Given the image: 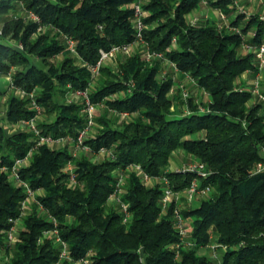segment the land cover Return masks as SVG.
Here are the masks:
<instances>
[{
    "label": "trees",
    "instance_id": "16d2710c",
    "mask_svg": "<svg viewBox=\"0 0 264 264\" xmlns=\"http://www.w3.org/2000/svg\"><path fill=\"white\" fill-rule=\"evenodd\" d=\"M134 1L0 0V76L16 68L14 84L35 93L52 118L38 123L43 133L78 134L85 123L83 102H67L64 95L76 89L87 90L94 103L135 113L122 122L109 113L96 118L98 129L85 144L96 152L101 146L113 151L96 161L75 156L67 147L36 145L31 131L8 135L6 119L16 123L36 112L29 107L30 97L9 96L0 120V247L9 256L6 264H57L59 245L44 235L53 228L69 248L70 258L59 264H76L88 254L93 264H264V172H256L264 160V111L239 81L246 71L258 69L255 52L243 54L241 47L264 43V18L253 14L245 19L237 0H211L226 14L238 12L229 23L234 28L227 30L213 20L191 23L187 16L202 0H144L142 39L163 57L148 62L135 52L123 59L119 71L104 65L93 76L90 65L102 49L136 41ZM29 12L41 21L28 19ZM38 26L46 30L38 33ZM66 35L76 40L77 54L66 52ZM60 53L59 62L51 60ZM164 59L187 73L208 100L193 94L185 98L181 89L172 92V75L158 78ZM4 92L0 88V95ZM174 103L185 105L187 113H171ZM180 149L203 162L209 175L169 168ZM29 154L20 176L42 192L23 215L25 188L2 167ZM131 164L153 177H166L175 192H183L195 178L200 188L210 187L207 195H197V206L182 208L191 223V244L176 248L180 235L173 213L179 203L173 199L162 207V182L146 184L128 169L120 194L127 219L119 202L110 201L119 169ZM72 173L76 182L70 180ZM16 219L23 226L18 240L7 245L5 231ZM213 235L225 246L218 259L200 252Z\"/></svg>",
    "mask_w": 264,
    "mask_h": 264
},
{
    "label": "built area",
    "instance_id": "2783aa9c",
    "mask_svg": "<svg viewBox=\"0 0 264 264\" xmlns=\"http://www.w3.org/2000/svg\"><path fill=\"white\" fill-rule=\"evenodd\" d=\"M143 2L144 0H135L131 4V7L133 8L132 21L136 29V41L131 44H115V45H112L107 50L102 49L100 58L97 60L95 64L90 65L93 76L98 75L101 67L104 66L105 64V61L108 59H111L118 52L120 51L129 52L133 44L138 43V42L146 43L142 39V30L145 27L143 17L147 15V12L143 8ZM28 17H30L32 20L38 23L41 21L40 17L34 12H29ZM198 20H199L198 17H193L190 19L191 23H197ZM235 30L238 32L240 31L239 28H235ZM1 33H2V30L0 29V37H1ZM65 41H66V48L69 49L72 53L77 54L76 40L73 39L71 36L66 35ZM19 46L20 48H22V44H19ZM243 47L248 48V49L253 48L255 55H256L258 68L260 69L264 68V43L253 46L245 42ZM143 56L146 60H150L151 58L160 57L161 53L150 51L148 48L147 51L143 54ZM170 65L174 69H177L176 65L173 62H171ZM11 85H13V83ZM68 86L71 87V85H68ZM248 89L252 92L253 101L261 103L263 105V111H264V74H258L253 80V82L251 83V88H248ZM171 91L174 92L175 88L172 87ZM20 92L21 94L28 95L30 97V105L32 106L31 109L36 111L35 114L31 118L26 120L29 126V130L32 133H34V137H35L34 141L36 145L47 144L49 146H52L55 142H58V141H62V142L69 141V143L72 144L71 147L83 146L84 148L88 150L90 149V146L85 144V140L88 138L90 130L92 129V126L95 124L96 104L91 100L87 90H84V89L73 90L72 95H70L69 97L70 99L68 100L69 102H74L75 96H79L82 98L83 113L85 115L84 125L80 128L76 136L67 135V136H60V137H54L51 134L43 133L41 127L38 125L36 119L42 107L35 100V96H34L35 93L33 91L28 92L23 89L20 90ZM183 92H184L183 94L184 97L187 98L189 96V93L186 91H183ZM203 109L204 108L202 107V110ZM115 111L117 112V110ZM118 112L122 114L123 116H129L131 114L127 111H118ZM97 153L105 156V155H112L113 151L106 146H101L98 149ZM28 157L29 155L25 158H17L11 166L2 167L4 171L9 173L11 178H13L19 185L25 188L27 196L25 197V199L22 201V204H21V209L23 213H25L26 211L25 208L28 205L30 198H32L35 194V190L31 188L28 182L24 181L21 178L20 173H19V168L27 164ZM128 168H131L130 170L135 171L139 175L141 180L146 184H152L155 181L163 183V193L161 197L162 207L166 209L173 199H175L179 203V206H177L174 209V213H173L175 227L180 235V241L176 243V248L177 250H179L183 244L184 245L191 244L192 243L190 241L191 223L189 219L185 217L182 213L183 206H181V204L183 203V201L182 202L180 201V196L182 194L187 198L188 201H192L199 194L204 195V196L207 195L210 191V187L205 186L203 188H200L199 180L195 178L183 192H175L169 185L168 179L166 177H161V176L153 177L149 175L146 171H144L143 168L139 164H131L128 166ZM69 169L72 171L73 168L69 165ZM175 169L189 171V172L196 171L202 177H207L209 175V171L206 169L205 164L198 160L192 161L191 163L183 167H177ZM125 170L126 169H119L118 171L119 178H118V181L116 182V188H115L114 193L111 195V198L119 202L122 212L125 214V219H127L128 217L127 204L120 200V194L122 193V185L124 184L125 178H126ZM256 172H264V160L258 162L257 167H256ZM70 180L72 182H76V179L73 173L71 175ZM18 221L19 219L13 220V224L5 231V242L7 245H11L18 240V235L20 231V229H18L17 227ZM44 235L53 236L55 238L56 243L59 245V261L57 264H59L60 261L64 258H70L68 245L60 237L57 228L44 231ZM211 246L213 248V256H212L213 259H218L219 252L217 250H219L220 248H225V246L218 242L212 243ZM88 255L78 259L76 261V264H93L92 259L89 258Z\"/></svg>",
    "mask_w": 264,
    "mask_h": 264
},
{
    "label": "rangeland",
    "instance_id": "374dc122",
    "mask_svg": "<svg viewBox=\"0 0 264 264\" xmlns=\"http://www.w3.org/2000/svg\"><path fill=\"white\" fill-rule=\"evenodd\" d=\"M237 2L239 3L240 8L242 9L241 11H244V12L247 11L249 14L256 12V13H259L262 16H264V3L255 2L254 0H237ZM219 10H220V8H219ZM22 11L23 10H18L16 14L20 15V14H22ZM194 17L199 18V16H194ZM28 19H31V18L28 17ZM2 22L3 21H2V17H1V13H0V29H2ZM45 30H46V28L44 26L43 27L38 26L37 32L43 33ZM13 43L18 48H20L19 44H22V42L18 41V40H14ZM22 48H23V45H22ZM22 48H20V49H22ZM148 48H149V45L147 43H142V42L135 43V44H133V46L129 50V52H124V51L118 52L111 59L106 60L104 65H110L111 67L114 68L115 71H119L120 63H122L124 58H126L129 55L134 54L135 52H139L141 55H143L147 51ZM66 50H67L66 52H68L70 55H74V54H72V52L69 49L66 48ZM150 51H152V50H150ZM161 57H163L162 53H161V56L158 58H161ZM62 58H63V54L60 53V54L56 55L54 58H52L51 60L54 62H59ZM153 59L154 58H151L150 60H147V61L153 62ZM76 61L78 63H81L80 58H76ZM160 62H161L160 63L161 64V71H160V74L158 75V78L159 79L163 78L162 76L165 74L166 75H172L173 74L172 69H174V68L170 65L171 61L164 59ZM15 69L16 68H12L7 75L0 76V88L5 90L4 94L0 95V120L4 119L5 111L8 107V99H9V96L11 94L18 96V97L26 98V99L29 98L28 95L21 94L20 90H22L23 88L18 87L13 82V72L15 71ZM189 78H191V77H189ZM12 83H13V85H11ZM96 83L97 82H94L93 84L96 85ZM176 83L178 84V87H177V85H175L174 88L176 90L181 89L180 91L182 94H184L183 91H186L189 94L196 95L200 101L206 102L208 100V98H206V95L204 93H202L201 91L199 93H196V91H197L196 89L198 88L196 82H193V84L192 83L190 84L187 80L186 81L176 80L175 84ZM67 87H69V86L67 85ZM69 88H71V87H69ZM72 92L73 91H70V92H68V93L66 92V94H64L67 102H69L68 100L70 99L69 97H70V95H72ZM61 97H62V95H60V98ZM183 97H184V95H183ZM76 101H82V98L79 96H75L74 102H76ZM95 104H96L95 124L92 126V129L90 130V133H89L90 136H92L95 133V131H97L98 124L96 122V118L99 117L101 115L100 113H103V111H104V108H100V110L98 109V107H103V106H101V104L102 105L104 104L103 102H99V103H95ZM29 107H32L30 105V102H29ZM186 108L187 107L185 105H178V104L174 103L170 108V112L176 113L177 111L179 112V110L183 112V111H185ZM107 109H109L110 111L115 110V109H111L109 107H107ZM113 113H118V111L117 112H110V115H112ZM51 119H52L51 116H49V114H47L43 109H41L36 121H37V123H39V122H43V121H47V120L50 121ZM26 120L27 119H21L20 121H18L16 123H12L6 119L4 122L6 124L5 125L6 126L5 127L6 133L8 135H10V134L15 133V132L20 131V130L30 131L28 123L26 122ZM119 120H121L120 117H119ZM65 136H67V135H65ZM71 146H72V144L69 143V141H64V142L58 141V142H55L51 147H55V148L67 147L69 150H71L73 155L81 156V155L85 154V155H88L91 159H93L92 158L93 153L98 155L102 159L107 156V155H105V156L100 155L96 151H93L91 148L88 150V149L84 148L83 146H80V147H71ZM29 156H30V154H29ZM195 159L197 160L196 157H195ZM191 162L192 161L190 160V158H188L186 156V153L184 154L183 152L177 151V152H175V154H173V157L171 158V163L169 165V168L173 169V168H177V167H183V166H185ZM70 166L73 168V164L71 162H70ZM128 169H131V168H127L125 171H127ZM41 192H42L41 189H38L35 191L34 196L32 198H30L29 203L25 208V210H26L25 213H27L28 210L30 211V207L32 206L33 202L36 201V195L38 193H41ZM200 198H201V196H196L192 201H188L187 198L181 194L180 201L181 202L183 201L181 206H183V207H191L192 205L197 206L199 204ZM110 201H113V199L111 198ZM25 213L23 215H25ZM22 226H23V222L21 219H19V221L17 223L18 229H21ZM216 237H217L216 235H213V238L211 240L212 242L210 243V245L202 247L200 249V252L206 253V254H208V256L212 257L213 256V248L211 245H212V243L216 242ZM217 251L220 253H223L224 248H220ZM8 258H9V256H7L6 248L0 247V264H6V262L8 261Z\"/></svg>",
    "mask_w": 264,
    "mask_h": 264
},
{
    "label": "crops",
    "instance_id": "0c3cea01",
    "mask_svg": "<svg viewBox=\"0 0 264 264\" xmlns=\"http://www.w3.org/2000/svg\"><path fill=\"white\" fill-rule=\"evenodd\" d=\"M210 1L211 0H202L200 2L199 7L196 10H194L193 12H191L190 14H188L187 17L189 19H191L194 16H199V19H202V20H213L219 26L224 27L227 30H232L234 27L229 26L230 25L229 23H230L231 19L236 18L238 12L237 11H233L230 14H226L223 10H221V9L219 10V8L211 5L210 4ZM254 1L255 2H259V3H264V0H254ZM244 13H245V19H247L249 15H253V14H258L261 17L264 18V16H262L261 14L256 13V12L249 14L247 11H245ZM2 26H3V22H2ZM237 27L239 28V26H236V28ZM251 33H252V31H249V34L248 35L250 36ZM251 51L254 52L253 48H249L248 49V48H245V47H241V52L243 54H245L247 52H251ZM255 63L257 64L256 58H255ZM172 71H173L172 77L174 78L175 81L176 80H179V81H186L187 80L190 84L191 83L193 84L194 80L192 78H189V75L187 73L180 72V71H178L176 69L175 70L172 69ZM258 74H264V68H261V69L258 68L257 71H252V70L246 71L241 76V79H239V81H241L245 85H247L248 88H251V83L253 82V80L255 79V77ZM175 85H177V87H178V84L177 83ZM196 90H197L196 93H199L201 91L199 88H197ZM205 95H206V98H208V95L207 94H205ZM101 106H103V107H98L99 110H100V108H104L103 113H100L101 115L102 114H106L108 112H109V114H110V112H116L115 110L110 111L109 109H107V106L105 104H103V105L101 104ZM183 112L184 113H187V108ZM112 115H116L117 120L119 122H122V121H128L129 119H131V117H133L135 115V113L130 114L129 116H123L122 114H120L118 112V113H113ZM119 117L121 118V120H119ZM177 151L178 152H183L184 154L186 153L185 151H183L181 149L180 150H176L175 152H177ZM175 152H174V154H175ZM186 156L188 158H190L191 161H196V159H195V157L193 155H191L189 153H186ZM92 158H93V160H96V161L102 160V158H100L98 155H96L94 153L92 155Z\"/></svg>",
    "mask_w": 264,
    "mask_h": 264
}]
</instances>
